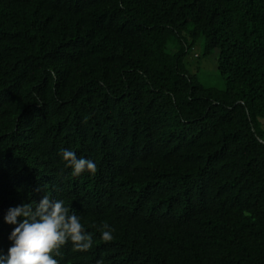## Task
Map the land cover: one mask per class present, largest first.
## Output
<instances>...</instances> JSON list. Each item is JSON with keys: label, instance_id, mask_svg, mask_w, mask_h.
Listing matches in <instances>:
<instances>
[{"label": "trees", "instance_id": "16d2710c", "mask_svg": "<svg viewBox=\"0 0 264 264\" xmlns=\"http://www.w3.org/2000/svg\"><path fill=\"white\" fill-rule=\"evenodd\" d=\"M45 192L92 235L59 264H264V0H0V254Z\"/></svg>", "mask_w": 264, "mask_h": 264}, {"label": "clouds", "instance_id": "9594fccd", "mask_svg": "<svg viewBox=\"0 0 264 264\" xmlns=\"http://www.w3.org/2000/svg\"><path fill=\"white\" fill-rule=\"evenodd\" d=\"M60 155L66 166L72 169L73 176L97 171L93 161L77 158L72 150L63 149ZM4 221L16 227L8 237L12 246L7 256L0 254V264H59L54 257L61 255V248L69 241L76 251H88L92 247V235L85 230L76 212L66 207L63 200H53L46 192L39 202L9 208ZM100 231L105 242L114 238V230L107 223ZM97 264H103V261Z\"/></svg>", "mask_w": 264, "mask_h": 264}, {"label": "rangeland", "instance_id": "374dc122", "mask_svg": "<svg viewBox=\"0 0 264 264\" xmlns=\"http://www.w3.org/2000/svg\"><path fill=\"white\" fill-rule=\"evenodd\" d=\"M194 54H198L200 58L195 59ZM218 56L219 51L217 50L205 55L204 43L203 40H200L195 44L192 53L186 59V62L190 64V71L195 73L207 88L224 89L225 87L218 73Z\"/></svg>", "mask_w": 264, "mask_h": 264}]
</instances>
